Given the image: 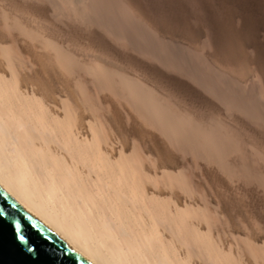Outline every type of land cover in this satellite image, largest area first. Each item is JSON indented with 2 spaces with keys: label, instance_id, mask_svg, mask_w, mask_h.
Returning a JSON list of instances; mask_svg holds the SVG:
<instances>
[{
  "label": "bare ground",
  "instance_id": "1",
  "mask_svg": "<svg viewBox=\"0 0 264 264\" xmlns=\"http://www.w3.org/2000/svg\"><path fill=\"white\" fill-rule=\"evenodd\" d=\"M153 1L0 0V184L96 264H264V0Z\"/></svg>",
  "mask_w": 264,
  "mask_h": 264
},
{
  "label": "water",
  "instance_id": "2",
  "mask_svg": "<svg viewBox=\"0 0 264 264\" xmlns=\"http://www.w3.org/2000/svg\"><path fill=\"white\" fill-rule=\"evenodd\" d=\"M0 264H96L0 184Z\"/></svg>",
  "mask_w": 264,
  "mask_h": 264
},
{
  "label": "rangeland",
  "instance_id": "3",
  "mask_svg": "<svg viewBox=\"0 0 264 264\" xmlns=\"http://www.w3.org/2000/svg\"><path fill=\"white\" fill-rule=\"evenodd\" d=\"M213 1V0H212ZM154 3H146V5H145V11L148 13V15L149 16H151L154 20H156V21H158V23H160V25L162 26V24L165 22L166 24L167 23H169L167 26H169V27H171L170 25H172V27H174V26H177V24L179 23V24H182V22H181V20L182 19H184V17H187V18H189V16H190V20L188 19H186L185 18V20L183 21V23L184 22H187L186 24L188 25V26H191V27H193V26H195V27H197L198 26V24L200 25V26H202L201 24H204L202 27H204V28H206L207 29V27L209 26V28L208 29H211L212 28V20H211V17H210V10L209 9H207V8H205V7H208L209 5L207 4H205V6H204V4H202L201 3V0H154L153 1ZM186 2V3H185ZM176 3V4H175ZM185 3V4H184ZM188 3V4H187ZM213 3H215V5L217 4V1L216 0H214L213 1ZM191 4V5H190ZM152 5H154V7L152 6ZM172 5V7H170ZM177 5H179V7L177 8ZM182 5V6H181ZM148 6H150L149 8H148ZM163 6V7H162ZM152 7V8H151ZM166 7H168V9L166 8ZM176 7V8H175ZM148 8V9H147ZM154 8V9H153ZM156 8H158V9H156ZM162 8V10H159V9H161ZM167 9V11H166V9ZM175 8V9H174ZM210 8V7H209ZM151 9V10H150ZM171 11H170V10ZM178 9H180V11L178 10ZM188 9V10H187ZM212 9L213 8H211V11H212ZM183 10V13H184V15L185 16H181L180 14L182 13L181 11ZM149 11H151L152 12V14L151 13H149ZM157 11V12H156ZM162 11H164V12H162V14H161V12ZM166 11V12H165ZM173 11H175V14H174V12ZM178 11V12H177ZM185 11V12H184ZM190 11H191V13H190ZM172 12V13H171ZM155 13H157V14H155ZM164 13H167V14H164ZM182 13V14H183ZM187 13V14H186ZM209 13V14H208ZM159 14V15H158ZM164 14V15H163ZM168 14H169V16H168ZM173 14V15H172ZM192 14V15H191ZM163 15V16H162ZM166 15H167V17H166ZM182 17H180V16ZM196 15V16H195ZM179 16V17H178ZM193 16V17H192ZM159 17H161V18H159ZM173 17V18H172ZM175 17V18H174ZM178 17V18H177ZM192 17V18H191ZM197 17V18H196ZM200 17V18H199ZM159 18V19H158ZM163 18H165V19H167L168 18V20H169V18L170 19H172V24L170 23V20H169V22H166V21H168V20H165V19H163ZM180 18H181V20H180ZM192 19V20H191ZM197 19H199V20H197ZM201 19V20H200ZM163 20V21H162ZM163 22V23H162ZM190 22V23H189ZM177 23V24H176ZM163 25H165V24H163ZM166 26V25H165ZM199 26V27H200ZM246 35H247V38H246ZM249 35V36H248ZM261 35L262 34H260V35H256V38L258 39V40H264L263 38H264V34L262 35V37H261ZM251 38H252V35H250V34H245V36H243V38L242 39H245V40H251ZM251 46V45H250ZM243 49V51H241L242 53H244V54H251V52L253 53L252 55H254V53L256 54L257 52V50L256 49H254V47H249L248 48V50H246V48H242ZM251 49L253 50V51H251ZM250 50V51H249ZM247 51H249V52H247ZM240 52V53H241ZM247 52V53H246ZM248 55V56H249ZM252 55H250V56H252ZM257 56V54L256 55H254L253 57H256ZM233 67V66H232ZM236 68V69H235ZM234 69H232V71H234V73H236L237 72V68H239V67H235ZM240 71H241V73H243L242 71H244V70H239L238 72H237V76H241V77H245V71H244V76L240 73ZM241 74V75H240ZM251 75V77H250V79L251 80H253L252 78H253V74H251V73H249V74H247L246 75V79L244 78L243 80H246V81H244V82H250L251 80L250 79H248L249 77L248 76H250ZM239 195H242L241 193L239 194ZM242 196H244L243 198H244V200H246L247 198L245 197V194H243ZM238 197H241V196H238ZM246 198V199H245ZM242 199V198H241ZM222 213V212H221ZM224 216V214H220V218H222Z\"/></svg>",
  "mask_w": 264,
  "mask_h": 264
}]
</instances>
